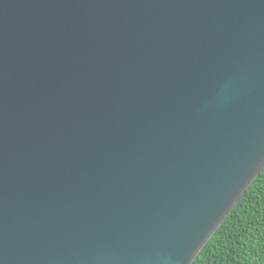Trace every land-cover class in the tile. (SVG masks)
Instances as JSON below:
<instances>
[{"label": "water", "instance_id": "obj_1", "mask_svg": "<svg viewBox=\"0 0 264 264\" xmlns=\"http://www.w3.org/2000/svg\"><path fill=\"white\" fill-rule=\"evenodd\" d=\"M264 167V0H0V264H191Z\"/></svg>", "mask_w": 264, "mask_h": 264}, {"label": "trees", "instance_id": "obj_2", "mask_svg": "<svg viewBox=\"0 0 264 264\" xmlns=\"http://www.w3.org/2000/svg\"><path fill=\"white\" fill-rule=\"evenodd\" d=\"M191 264H264V167Z\"/></svg>", "mask_w": 264, "mask_h": 264}]
</instances>
